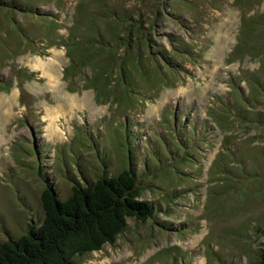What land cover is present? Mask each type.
I'll list each match as a JSON object with an SVG mask.
<instances>
[{
	"label": "rangeland",
	"instance_id": "rangeland-1",
	"mask_svg": "<svg viewBox=\"0 0 264 264\" xmlns=\"http://www.w3.org/2000/svg\"><path fill=\"white\" fill-rule=\"evenodd\" d=\"M81 1L90 7L82 15L85 22L102 19L98 14L104 15L105 8L157 17L154 41L173 54L177 45L166 37L173 36L189 52L173 54L179 73L170 74L164 65L159 69L170 75L171 88L156 94L157 88L145 87L130 106L113 99L98 103L93 89H67L66 49L42 43L44 24L35 16L14 14L27 33L0 27V42L8 41L19 52L1 75L6 78L20 68L35 74L20 84L15 80L10 92H0V246L43 222L41 194L47 182L64 201L76 183L118 176L132 165L144 174L142 199L160 201L162 209L146 222L128 219L115 244L76 256V264H259L264 249V88L259 85L264 84V58L246 57L230 65L226 58L243 17L255 21L264 15V0L40 4L44 14H60V33L67 37ZM27 37L34 38L35 49L29 50ZM156 49H139L150 71L152 63L157 66ZM238 99L242 103L236 104ZM224 101L232 111L250 112H238L247 121L236 119L233 127L220 130L207 112L216 108L224 115ZM204 123L210 129L201 135ZM165 222L169 229L161 228Z\"/></svg>",
	"mask_w": 264,
	"mask_h": 264
},
{
	"label": "trees",
	"instance_id": "trees-1",
	"mask_svg": "<svg viewBox=\"0 0 264 264\" xmlns=\"http://www.w3.org/2000/svg\"><path fill=\"white\" fill-rule=\"evenodd\" d=\"M40 3H44V0H0V27L5 32L23 31L22 23L14 18V14L35 16L38 22L44 24L46 34L42 43H46L49 48L66 49L70 63L64 69L63 81L67 89L72 93L93 89L98 103H110L113 99L116 104L126 103L130 106L132 98L135 99L138 93H145V87L151 90L157 88L156 94L165 87L171 88L173 85L168 81L170 75L159 69L164 65L170 74L179 73L180 65L176 64L173 54L180 55V49L189 52L187 47H183L184 42L173 36H166L172 45H177L173 54L154 41L159 32L157 17L145 19L105 8L104 15L98 14L102 19L91 17L89 22H85L82 15L84 9L90 7L89 3L82 1L74 13L69 34L65 37L60 33V14H44ZM56 9L61 11L59 5H56ZM33 37L26 39L29 50L35 49ZM11 46L4 39L0 42V66L4 63L0 67V92H10L15 80L20 84L24 78L35 77L34 73L23 68L11 69L6 78L1 75L8 65L6 62L13 61L19 55ZM144 46L151 51L157 48L153 52L157 66L152 63L153 57L150 56L154 70L146 68L147 61L140 58L142 51L139 49ZM32 53L43 56V53ZM246 57L264 58V15L258 16L255 21L243 17L237 42L228 54L226 64ZM183 75L185 77L186 72ZM176 79L183 81L184 78ZM259 85L263 90L264 84ZM224 102V115H219L216 108H210L207 112L220 130L233 127L232 121L236 119L241 123L247 121L246 118L240 120L238 112H250L236 107L232 111L228 101ZM208 129L210 126L204 123L201 135H205ZM190 133L193 134V131ZM181 160L186 163V158ZM144 168L145 173L148 166ZM143 176L131 165L118 176H103L92 184L86 181L84 185L76 183L72 195L64 201L59 198L53 184L47 182L41 194L45 212L43 222L30 225L28 232L20 239L3 243L0 246V264H76V256L98 252L107 244H115L125 232L128 219L146 222L154 217L158 208L159 211L162 209L160 201L154 204L142 199L143 189L139 184ZM170 225L165 222L160 226L166 230ZM259 264H264V249L260 252Z\"/></svg>",
	"mask_w": 264,
	"mask_h": 264
},
{
	"label": "bare ground",
	"instance_id": "bare-ground-1",
	"mask_svg": "<svg viewBox=\"0 0 264 264\" xmlns=\"http://www.w3.org/2000/svg\"><path fill=\"white\" fill-rule=\"evenodd\" d=\"M56 118V117H55ZM52 119H54V117H52ZM54 132H57L56 130H54ZM58 132H60V131H58Z\"/></svg>",
	"mask_w": 264,
	"mask_h": 264
}]
</instances>
